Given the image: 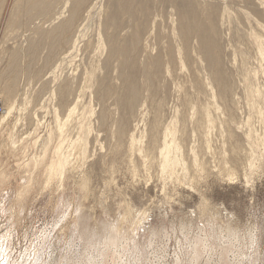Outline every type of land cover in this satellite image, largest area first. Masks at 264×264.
I'll list each match as a JSON object with an SVG mask.
<instances>
[{"label": "rangeland", "instance_id": "374dc122", "mask_svg": "<svg viewBox=\"0 0 264 264\" xmlns=\"http://www.w3.org/2000/svg\"><path fill=\"white\" fill-rule=\"evenodd\" d=\"M56 1L28 20L31 0H0V264H264V0H189L220 9L223 88L199 43L174 32V0H151L159 16L140 65L159 55L164 69L155 84L139 73L132 113L96 96L107 74L116 90L119 68L132 72L106 60L115 0L87 2L84 39L105 45L94 85L80 91L77 57L40 87L52 47L40 31L69 0ZM133 1L142 18L146 0ZM129 14L121 39L137 28Z\"/></svg>", "mask_w": 264, "mask_h": 264}, {"label": "bare ground", "instance_id": "6f19581e", "mask_svg": "<svg viewBox=\"0 0 264 264\" xmlns=\"http://www.w3.org/2000/svg\"><path fill=\"white\" fill-rule=\"evenodd\" d=\"M40 1L41 0H31L29 11H28V14H29L28 20H34L37 16L39 17V15L46 16L49 13L48 11H50V9L52 10L53 7L50 8V4L52 2L46 5L47 0H43L44 4L42 3L43 5L39 6L38 3ZM48 1H50V0H48ZM53 1H56V0H53ZM57 1H56V3L54 2L56 5L58 4ZM69 1H68V3H69ZM66 2L67 1H65L64 6L62 5L63 3L61 4L63 6L61 11H59L57 9V6H54L58 10V12H60V13L59 14L57 13L58 16H55V14H53L56 18L54 17L55 20L54 19H50V20L51 21L54 20L53 22H56L58 24L57 25L55 24V26L53 25L54 28H52V29H49L50 27L48 28L46 26L49 29L47 31H44V30L40 31V32H42L41 38L42 39L48 38V40H51V46L52 47L51 48L48 47L50 50L48 51L49 54L47 56H49V57L47 59V56H46V59H47L46 63L43 65V67H41V69H39V72H37V74L34 76L38 81L41 82V86H40L41 88H44L45 86L47 87L48 82H49V80L47 79V75L49 74V71L51 68L52 69H54V68L58 69V70H60V72H62L68 66L73 65V62L74 63L76 62V61H74L75 58L77 60V57H81L83 65H84L83 72L79 75V77H77L78 75L73 77V75H76L75 70L78 67L76 65H75L76 67L73 66L74 68H76L74 70L75 74H73V72H72V76L71 75L70 76H71V78L73 77L74 79L72 78V80H71L69 77V79H70L69 80L68 77H66L65 86L60 88V89H63L62 94L64 95V98L66 97V95L68 96L69 94H71V86H73L72 85L73 80H74L73 84L75 83V80H77V79L80 80V84H81V90L80 91H83V89H85L87 86L89 87V84L94 85L95 79H98L97 73H98V71L100 73L99 67H100V64L102 63V61L104 59L103 54L105 52V45L102 43V39H99L98 43H96V44L90 42L89 39H87V40H86V38L84 39V35H86L87 30H88L87 29L88 28V25H87V17L88 16H87V14L85 15V13L88 12V9H87L88 0H75L73 3L71 2L72 7H70V4L68 5V3H66ZM174 2L176 3L177 0H174ZM182 2H183V0H182ZM175 3L172 2L171 6L175 8V10H176L175 15L177 16L178 20H177L176 29L174 28L175 31L174 30H172V31L176 32L181 37L184 46L188 47L190 43L195 42L194 40H196V42L199 43V51L201 53H203L205 55V57L207 58L209 65L212 68L213 75H214L216 82H218L219 85H221V88H223L224 84H223L222 71H221V67H220L221 59L219 60L220 54L217 53V49L219 48L218 42H217L219 40L217 38L218 37V29L216 28V24L214 22V21H216L215 18L218 20V17H216L215 15H217L218 12H220V9L217 12L216 11L217 9L215 8L217 6L214 5V7H213V5H211L210 8L208 7L209 10H208V8H202L201 11L199 9L197 12L195 10V8L197 6L194 7V3H193V5H190V3L192 4V2L191 1L189 2V0H184V3H182L181 5H179L181 3V1L178 2L179 4L178 3L175 4ZM135 4H136V2L133 0H115L116 10L114 9L115 10L114 13L112 12V14L110 16L108 15L109 21L107 19V24H109V25L106 24L107 26H110V27L113 26V28H115L114 32L117 36L115 39L108 36L109 51L107 52V55H106L107 59L106 58L105 59L108 60V62H109V60L111 61L113 58H115L116 61L118 63H120L119 66H121V63L123 65V63L126 62L127 65L129 64V66H131L132 72L129 74H126L124 70L119 68L120 75L118 76V79L122 80L123 85L121 87H119V89H116V90L114 89L113 85L111 86L109 84L111 77H109V74H107L101 80L102 85L101 84L100 85L102 87H100L99 91L97 90V92L99 94L95 93L96 96L97 95L100 96L101 101L106 100L110 97H114L116 103L118 105H121L122 107H124L125 110H127V112H129V113L130 112L132 113L135 110L136 106L139 104V102L141 100V93H144L143 91H141L142 87H140V83H139L140 82L139 73L140 74L145 73L144 75L146 77L145 76L144 77L148 78L147 81L151 82L150 84H155V82H154L155 76H157L158 73L161 75L163 72L162 70L164 69L163 57H160L159 55L158 56L156 55L157 57H151L152 55H150L149 56L151 58L150 62H148L147 64L145 63V65L143 66L144 68H141V65H140L141 59H139V58H141L140 56L146 51V49L148 47H150L149 43H147L146 41H150V38L153 35V32L155 30L154 29L155 25L157 27L156 22L158 21L157 16H159V15H155L156 12H154V8H155L154 3L151 2V0H146V2L144 3L143 6L141 4L142 18H141V16L136 17L138 12L136 10H134V8L136 7ZM52 5H53V3H52ZM67 5L69 6L70 10H69ZM162 5H163V3H162ZM88 6H90V5H88ZM133 6H134V8H133ZM136 9H137V7H136ZM156 9L157 8H155V10ZM52 11L50 13H53ZM135 11H136V13H135ZM173 11H174V9H173ZM54 12H55V10H54ZM170 12L173 13L172 11H170ZM125 13L126 14L130 13L129 14L130 17L136 21L135 25L137 26V28L131 27L134 33L133 32L131 33V35H132L131 37L128 36L130 41H127V43H126V40L128 39L127 36L123 37L122 38L123 40L121 39L122 32L125 30V28H127L126 26L129 25L126 22L127 25L125 26V23H123L124 20L122 21V19H125V18H123V14H125ZM139 13H140V11H139ZM215 13H217V14H215ZM138 17H140L139 21H137ZM48 18H46V19H48ZM131 18H129V19H131ZM168 20H169V18H168ZM38 21H39V19H38ZM45 22L46 21H44V23ZM47 22H49V21H47ZM50 23H52V22H50ZM172 23H174V22H172ZM42 25H44V24L40 23V25H37V26H42ZM50 26H51V24H50ZM158 26H160V25H158ZM47 28H45V29H47ZM37 30L39 31L42 29H37ZM49 38H51V39H49ZM124 38L125 39L127 38V39L124 40ZM123 41L126 44H124ZM122 43H123V45H122ZM144 45H146V46L144 47ZM106 46H107V44H106ZM30 48H31L30 52L34 56L36 47L32 46ZM79 52L81 53V55L78 56ZM13 62H15V65H16V63H17L16 59H13ZM127 65H125L126 69L128 68V67H126ZM108 66L109 65H107V67ZM76 77H77V79H76ZM58 78H59V75L55 76L54 79L58 80ZM99 78H101V77H99ZM155 80H156V78H155ZM143 81L145 82V80H143ZM98 82L100 83V81H98ZM150 87H151V85H150ZM152 87H153V85H152ZM219 88H220V86H219ZM149 92H150V90H149ZM42 94H43V92H42ZM63 95H62V97H63ZM77 98H79V97H77ZM63 100H62V102H63ZM77 101H78V99H77ZM78 103H76V104L79 105ZM73 107H72V109H70L68 115L72 114V112L74 113L75 108H73ZM74 114H73V116H74ZM71 117H72V115H71ZM171 144L173 145V144H175V142H172ZM170 148H171V146L166 145L165 151H167V154H168ZM162 155H165V154L162 153L161 156ZM168 163H169V158L166 157L165 164H168ZM161 168H163V166H161ZM195 252H196V250H195ZM84 261H86V259H84Z\"/></svg>", "mask_w": 264, "mask_h": 264}, {"label": "built area", "instance_id": "2783aa9c", "mask_svg": "<svg viewBox=\"0 0 264 264\" xmlns=\"http://www.w3.org/2000/svg\"><path fill=\"white\" fill-rule=\"evenodd\" d=\"M2 111H3V107H2V106H0V113H2Z\"/></svg>", "mask_w": 264, "mask_h": 264}]
</instances>
